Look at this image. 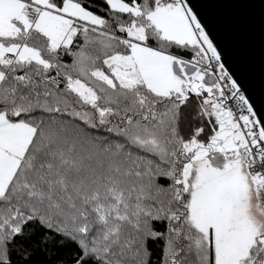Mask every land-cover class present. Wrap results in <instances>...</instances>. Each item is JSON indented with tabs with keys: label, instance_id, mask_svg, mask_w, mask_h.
Here are the masks:
<instances>
[{
	"label": "snow or ice",
	"instance_id": "6c2138e0",
	"mask_svg": "<svg viewBox=\"0 0 264 264\" xmlns=\"http://www.w3.org/2000/svg\"><path fill=\"white\" fill-rule=\"evenodd\" d=\"M219 15L0 0V264H264V71Z\"/></svg>",
	"mask_w": 264,
	"mask_h": 264
},
{
	"label": "water",
	"instance_id": "95a60500",
	"mask_svg": "<svg viewBox=\"0 0 264 264\" xmlns=\"http://www.w3.org/2000/svg\"><path fill=\"white\" fill-rule=\"evenodd\" d=\"M259 7V0H252ZM218 22L224 32L234 58L260 96V79L264 71V38L258 16L253 19L241 12L235 0H219Z\"/></svg>",
	"mask_w": 264,
	"mask_h": 264
}]
</instances>
